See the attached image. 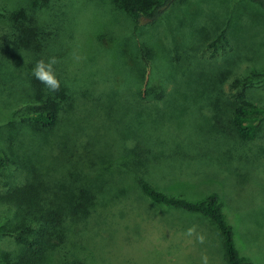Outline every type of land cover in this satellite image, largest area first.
<instances>
[{"label":"rangeland","instance_id":"1","mask_svg":"<svg viewBox=\"0 0 264 264\" xmlns=\"http://www.w3.org/2000/svg\"><path fill=\"white\" fill-rule=\"evenodd\" d=\"M28 1L0 0V5L13 8ZM0 10L3 14L4 7ZM66 11L65 22L73 13L71 32L56 52L63 65L69 64L73 73L66 70L73 79L77 76L79 85L91 84L84 89H95L94 98L99 102L79 105L73 115L80 133L73 134L72 148L91 155L93 138L102 143L104 155L124 157L128 145L139 140L150 150L153 161L145 171H136L131 163L114 162L117 172L107 177L103 189L94 191L96 199L90 195L85 207L82 202L67 203L75 215L67 247L46 263L202 264L206 257L207 264H227L222 236L214 222L150 200L137 184L136 177H141L168 196L190 201L217 193L239 256L264 264V118L255 139H240L232 131L227 98L230 79L244 71L248 72L247 94L264 106V10L245 0H183L156 26L143 20L135 23L110 0H82ZM1 14L0 28L6 30L8 14ZM213 25L227 26L231 33L232 48L226 49H231L227 55L221 49L211 57V49L201 40L206 32L209 38L213 36ZM110 27L131 35L136 46H151L158 56L155 63L144 65L143 80L138 72L132 77L141 84L142 95L155 94L146 90L160 78L154 68L162 64L168 69L167 93L172 94L175 84L178 87L171 97L162 103L143 104L136 101L138 96L113 92V72L121 69L127 76L125 67H129L120 58L109 56L117 51V45L111 43ZM106 30L109 36L103 34ZM99 33L103 36L98 37ZM223 55L235 62L225 64ZM225 66L233 74L220 81V91L203 93L207 85L204 76ZM82 76L88 77L82 80ZM85 130L91 133L89 139ZM93 159L98 157L93 155ZM81 206L84 208L78 209ZM12 221L11 210L0 205V228ZM191 227L196 232L188 236ZM197 235L204 236L203 243L197 241ZM14 243L10 235L0 236L1 248L12 251Z\"/></svg>","mask_w":264,"mask_h":264},{"label":"trees","instance_id":"2","mask_svg":"<svg viewBox=\"0 0 264 264\" xmlns=\"http://www.w3.org/2000/svg\"><path fill=\"white\" fill-rule=\"evenodd\" d=\"M81 1L29 0L28 3L15 5L13 8L0 5L2 10L4 7V13L0 14H8L7 29L0 28V205L13 213L11 225L0 228V236L10 235L15 241L12 251L0 247V264H47L51 257L58 258L61 250L67 247L66 238L75 220L68 204L82 202L85 207L90 201V195L96 199L94 191L103 189L105 183L109 182L107 177L117 172L114 162L131 163L136 171H145L153 161L149 157L150 150L143 148L139 140L128 145L130 147H127L124 157L110 158L104 155L101 150L102 143L93 138L94 149L91 155H88V152L78 153L72 148L75 139L73 134L80 133L77 132L79 123L73 115L79 105L99 103L94 98L95 89H84L85 85L91 84L83 82L79 85L77 76L75 75L74 79L71 77L73 71L69 64L63 65L61 56L56 52L57 46L69 37L71 32L73 13L70 12L66 22L64 14L68 12L67 8H74ZM245 1L264 10V0ZM110 2L116 9L122 10L136 21L135 23L143 20L156 26L172 7L183 0ZM212 27L213 36L209 38V33L206 32L201 38L203 44L211 49V57L221 49L224 50L221 52L227 55L231 50L226 51L231 47V33L228 27ZM200 30H204V27ZM108 32L111 43L117 45L115 55L108 53L109 56L116 60L120 58L121 62L127 63L129 67H125L127 76L121 69L113 72V85L110 86L113 92L118 90L119 94L130 93L138 96L136 101L143 104L162 103L171 97L176 91L175 87H178L175 84L172 94L167 93L168 69L162 64H157L154 68L161 73L160 78L154 80V85L149 88L146 85V92L154 91L155 94L142 95L141 84L132 78L136 77L138 72L140 81L143 80L144 65L149 62L153 64L158 60L153 48L144 43L136 46L137 43L131 39V35H122L118 28L110 27ZM108 32L106 30L103 34L109 36ZM131 32L134 34L132 30ZM97 36L103 35L99 33ZM225 55L222 57L225 64L235 62L227 59L229 56ZM50 57L57 58L54 70L60 82L59 91L54 93L32 76L36 61H47ZM235 59L237 61V58ZM141 66L143 68H140ZM230 72L225 66L224 69L213 72V75L212 72L207 73V76H204L207 85L202 92L211 93L214 89H219L220 81L233 74ZM62 74L67 77H62ZM247 74L248 72L244 71L238 75L236 73L230 79L231 90L227 98L230 123L233 127L229 123L228 125L240 139L253 140L257 137L260 127L258 124L264 118V106L247 94ZM87 77L82 76V80ZM80 95L84 99L80 100ZM83 133L88 134L86 130ZM86 136L89 139L91 133ZM93 155H96L98 160L93 159ZM75 167L80 168V171L75 172ZM136 181L150 200L195 212L214 222L222 236L227 264H253L239 256L232 226L224 218L223 204L217 193L211 192L204 199L190 201L182 197L168 196L141 177H136ZM81 195L87 196L83 198ZM82 206L78 209L84 208ZM56 263L57 261L53 262Z\"/></svg>","mask_w":264,"mask_h":264},{"label":"clouds","instance_id":"3","mask_svg":"<svg viewBox=\"0 0 264 264\" xmlns=\"http://www.w3.org/2000/svg\"><path fill=\"white\" fill-rule=\"evenodd\" d=\"M57 63L56 57H50L47 61L40 59L36 61L33 69L32 76L42 83L50 92H57L60 88V82L56 77L54 65ZM196 232L195 227L187 229L186 235L192 236ZM199 243L204 242L203 235H197L196 237ZM202 264H207V258L202 257Z\"/></svg>","mask_w":264,"mask_h":264}]
</instances>
